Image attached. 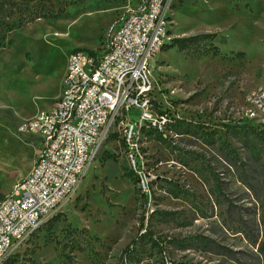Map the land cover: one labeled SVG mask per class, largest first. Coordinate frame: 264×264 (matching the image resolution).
<instances>
[{"label":"rangeland","instance_id":"rangeland-1","mask_svg":"<svg viewBox=\"0 0 264 264\" xmlns=\"http://www.w3.org/2000/svg\"><path fill=\"white\" fill-rule=\"evenodd\" d=\"M140 0H48L0 46V201L31 171L44 145L20 132L55 105L68 56L102 53ZM167 43L211 34L208 49L164 47L154 57L152 113L166 125H123L106 140L71 200L3 264H264V0H177ZM138 122L140 113L130 111ZM28 139L32 141L29 142ZM153 237L158 241L154 245Z\"/></svg>","mask_w":264,"mask_h":264},{"label":"built area","instance_id":"built-area-1","mask_svg":"<svg viewBox=\"0 0 264 264\" xmlns=\"http://www.w3.org/2000/svg\"><path fill=\"white\" fill-rule=\"evenodd\" d=\"M177 0H142L96 55L74 50L68 56L61 93L53 107L37 112L20 132L40 138L44 148L30 173L0 201V264L15 254L71 200L106 140L123 125L129 157L138 152L137 133L160 127L154 119L155 55L167 43L172 5ZM251 117L264 114V87L249 95ZM140 113L138 122L130 111Z\"/></svg>","mask_w":264,"mask_h":264},{"label":"trees","instance_id":"trees-1","mask_svg":"<svg viewBox=\"0 0 264 264\" xmlns=\"http://www.w3.org/2000/svg\"><path fill=\"white\" fill-rule=\"evenodd\" d=\"M47 1L48 0H0V46L4 45L8 33L18 25L30 18L37 19L45 17L47 13ZM211 37V34H199L191 37L177 38L173 40L171 46H164V48L178 47L183 51L192 48L199 50L200 47H202V49H208V46L206 45L211 41ZM205 49L199 51H209ZM93 53L96 55L100 54V49L95 50ZM244 128L250 129L252 134L257 135L264 140V132L258 130L257 127L244 126ZM28 140L29 142L32 141L31 139ZM150 241L153 242L154 245H158V241L153 237L150 238ZM65 257L67 264H75L72 255L66 254Z\"/></svg>","mask_w":264,"mask_h":264},{"label":"crops","instance_id":"crops-1","mask_svg":"<svg viewBox=\"0 0 264 264\" xmlns=\"http://www.w3.org/2000/svg\"><path fill=\"white\" fill-rule=\"evenodd\" d=\"M53 107V106H52Z\"/></svg>","mask_w":264,"mask_h":264}]
</instances>
